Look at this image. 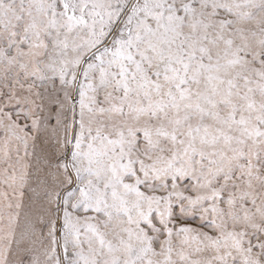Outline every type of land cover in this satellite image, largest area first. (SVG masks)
Returning <instances> with one entry per match:
<instances>
[{"label":"snow or ice","instance_id":"snow-or-ice-1","mask_svg":"<svg viewBox=\"0 0 264 264\" xmlns=\"http://www.w3.org/2000/svg\"><path fill=\"white\" fill-rule=\"evenodd\" d=\"M0 264H264V0H0Z\"/></svg>","mask_w":264,"mask_h":264}]
</instances>
